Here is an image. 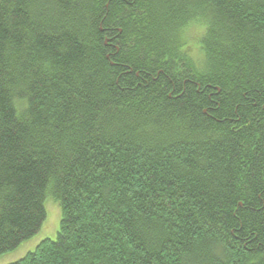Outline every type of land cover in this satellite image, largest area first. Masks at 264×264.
<instances>
[{
	"label": "trees",
	"instance_id": "obj_1",
	"mask_svg": "<svg viewBox=\"0 0 264 264\" xmlns=\"http://www.w3.org/2000/svg\"><path fill=\"white\" fill-rule=\"evenodd\" d=\"M48 196L11 264H264V0H0V256Z\"/></svg>",
	"mask_w": 264,
	"mask_h": 264
},
{
	"label": "rangeland",
	"instance_id": "obj_2",
	"mask_svg": "<svg viewBox=\"0 0 264 264\" xmlns=\"http://www.w3.org/2000/svg\"><path fill=\"white\" fill-rule=\"evenodd\" d=\"M201 32L200 29L195 30L192 33V41L199 40ZM45 208L47 217L39 232L31 239L22 242L15 250L0 256V264L17 262L33 252L42 241L57 239L62 218L61 207L54 197L48 196L45 200Z\"/></svg>",
	"mask_w": 264,
	"mask_h": 264
}]
</instances>
